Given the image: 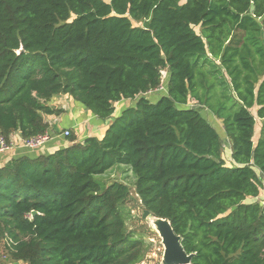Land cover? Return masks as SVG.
Returning <instances> with one entry per match:
<instances>
[{"label": "trees", "instance_id": "trees-1", "mask_svg": "<svg viewBox=\"0 0 264 264\" xmlns=\"http://www.w3.org/2000/svg\"><path fill=\"white\" fill-rule=\"evenodd\" d=\"M163 69L166 95L142 97ZM59 95L100 120L136 103L101 139L70 134L64 149L0 167L10 263L139 264L127 185L95 179L118 167L190 264H264V0H0V134L45 133ZM203 109L221 121L230 164Z\"/></svg>", "mask_w": 264, "mask_h": 264}, {"label": "crops", "instance_id": "crops-1", "mask_svg": "<svg viewBox=\"0 0 264 264\" xmlns=\"http://www.w3.org/2000/svg\"><path fill=\"white\" fill-rule=\"evenodd\" d=\"M135 103L136 100H121L114 104V112L109 119L100 120L70 96L59 95L54 97L50 100L49 105L56 109H62L63 112L59 115L43 116V121L47 125V132L51 134V139L48 143L39 149L29 150L22 146L23 139L19 133H13L9 136V140L14 144V147L9 152L0 154V167L12 159L21 157L34 159L68 147L70 142L62 136V132L65 130L73 133L75 143H80L88 137L101 139L110 126L111 121L119 117L124 110L135 107ZM215 120L218 122L217 119Z\"/></svg>", "mask_w": 264, "mask_h": 264}, {"label": "rangeland", "instance_id": "rangeland-1", "mask_svg": "<svg viewBox=\"0 0 264 264\" xmlns=\"http://www.w3.org/2000/svg\"><path fill=\"white\" fill-rule=\"evenodd\" d=\"M184 1V0H183ZM134 26H141V23H134ZM196 32H199V28H194ZM168 76V70L163 69L161 72L160 83L164 85ZM168 83V82H167ZM164 94L159 93L153 97H162ZM154 100V98L152 99ZM191 107L197 108L198 106L195 103L191 104ZM256 109L252 110L253 115L255 116ZM202 115L205 119L210 123V125L217 131L221 140H222V157L225 159L226 164H230L229 154H230V146L229 141L226 139L223 130L221 121L217 120L210 113L203 109ZM262 121L256 118V125L254 128V137L253 142L256 143L259 132L261 128ZM220 125V126H219ZM71 135L73 133L70 132ZM96 181L105 184H111L113 182H120L127 185L129 189V198L124 205L121 206V213L125 221L126 231L132 236V238L139 239L142 241L143 245V257L139 264H161L162 256H163V246L161 244L160 238L155 232L152 223L149 220L142 219V212L144 210L138 196L135 193V189L133 186L134 178L130 174V172L126 171L124 168H113L105 173L103 176H96ZM264 199V180L263 187L260 192L259 197L255 200L262 203ZM3 239H0V264H9L8 254L4 246ZM13 264V263H12ZM18 264H24L22 262H18Z\"/></svg>", "mask_w": 264, "mask_h": 264}, {"label": "water", "instance_id": "water-1", "mask_svg": "<svg viewBox=\"0 0 264 264\" xmlns=\"http://www.w3.org/2000/svg\"><path fill=\"white\" fill-rule=\"evenodd\" d=\"M37 213L32 211L30 216ZM142 219L149 220L160 238L163 246L161 264H190L193 255L186 254L181 246V238L176 235L169 220L152 216L147 210H143Z\"/></svg>", "mask_w": 264, "mask_h": 264}, {"label": "built area", "instance_id": "built-area-1", "mask_svg": "<svg viewBox=\"0 0 264 264\" xmlns=\"http://www.w3.org/2000/svg\"><path fill=\"white\" fill-rule=\"evenodd\" d=\"M167 82H168V76L166 79V82L164 85L159 84L158 87H156L153 90H150L142 95V97L146 98L147 100H152L153 96L158 95L159 93H167ZM70 135L69 130H65L62 132V136L64 138H67ZM51 139V134L49 132H45L43 134H38L36 136L30 137L28 139H23L22 146L29 149V150H36L40 147L44 146L48 141ZM14 147V144L9 140V138H5L2 134H0V154H4L9 152Z\"/></svg>", "mask_w": 264, "mask_h": 264}]
</instances>
